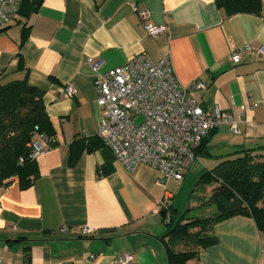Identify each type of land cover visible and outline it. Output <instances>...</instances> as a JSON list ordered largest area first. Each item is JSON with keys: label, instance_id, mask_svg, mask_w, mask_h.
Returning <instances> with one entry per match:
<instances>
[{"label": "crops", "instance_id": "obj_1", "mask_svg": "<svg viewBox=\"0 0 264 264\" xmlns=\"http://www.w3.org/2000/svg\"><path fill=\"white\" fill-rule=\"evenodd\" d=\"M261 14L227 15L215 0H40L28 15L0 26V82L24 79L43 92L54 146L44 142L35 160L38 176L0 189V260L5 264H167L161 215L153 209L180 186H163L155 169H126L97 138L102 111L93 85L106 71L146 53L167 57L178 82L199 80L194 96L209 112L228 111L238 133L222 124L198 147L195 163L210 169L236 149H264V57L237 47H264ZM163 25L147 35L137 11ZM22 66H19L20 60ZM66 82L75 87L65 95ZM86 146H82V144ZM264 151V150H262ZM65 226L66 231H60ZM95 233L81 236L78 228ZM216 243L190 264H264V232L246 215L213 226ZM93 255L92 258L90 256Z\"/></svg>", "mask_w": 264, "mask_h": 264}, {"label": "built area", "instance_id": "obj_2", "mask_svg": "<svg viewBox=\"0 0 264 264\" xmlns=\"http://www.w3.org/2000/svg\"><path fill=\"white\" fill-rule=\"evenodd\" d=\"M22 1L0 0V26L9 25L17 17ZM137 14L147 35L156 37L164 30L163 25L150 22L147 9H139ZM242 49L264 57V47L243 46L231 52L230 61H239ZM89 62L97 71L93 85L102 111L97 138L128 170L145 164L156 170L163 186L172 181L178 187L198 158L196 148L210 131L227 124L232 133L239 132L237 120L230 112L219 108L209 112L201 107L194 93L204 87L203 83L195 80L181 85L167 57L153 60L142 52L103 72L97 70L96 62ZM63 91L72 97L75 87L66 82ZM44 142L47 139L37 135L29 156L36 158L43 151ZM171 204V196L165 195L152 212L163 211L167 220ZM66 229L60 227L62 232ZM78 232L81 236L95 233L88 226L79 227ZM115 260L125 264L132 260V255L120 253ZM0 264L5 263L0 260Z\"/></svg>", "mask_w": 264, "mask_h": 264}, {"label": "trees", "instance_id": "obj_3", "mask_svg": "<svg viewBox=\"0 0 264 264\" xmlns=\"http://www.w3.org/2000/svg\"><path fill=\"white\" fill-rule=\"evenodd\" d=\"M39 2L40 0H23L18 14L28 15L36 9ZM215 4L227 15H260L262 8L261 0H215ZM19 61V66H22L21 59ZM42 94L40 88L28 84L25 78L0 82L1 187L14 178L18 180L20 187H26L38 176L36 160L29 156L31 144L37 135H43L47 143L54 146L53 130L45 113ZM83 146L86 145L83 143L80 147ZM198 147L195 150L197 157ZM262 150V147L236 149L220 157L199 176L196 186H210L208 196L199 201V205H214L215 210L211 214L195 216L190 214L189 209L178 214L173 203L169 207V219H165L163 211L159 212L163 223L161 240L167 264H189L190 260H197L203 249L217 241L213 226L233 215L249 216L256 229L264 232Z\"/></svg>", "mask_w": 264, "mask_h": 264}, {"label": "rangeland", "instance_id": "obj_4", "mask_svg": "<svg viewBox=\"0 0 264 264\" xmlns=\"http://www.w3.org/2000/svg\"><path fill=\"white\" fill-rule=\"evenodd\" d=\"M138 120H140V118ZM205 164L206 166H209L208 162H205ZM205 164L203 163V166H201L200 164L195 163L193 168L192 166L190 167L186 179L183 181L174 198V207L177 209L178 214H182V212L189 209V212L192 215L205 216L211 214L215 210L214 205L209 207H202L199 205V201L205 199L210 190L209 185L198 184L196 186V181L199 176L207 170ZM193 261L195 260H190L189 262L192 263Z\"/></svg>", "mask_w": 264, "mask_h": 264}, {"label": "water", "instance_id": "obj_5", "mask_svg": "<svg viewBox=\"0 0 264 264\" xmlns=\"http://www.w3.org/2000/svg\"><path fill=\"white\" fill-rule=\"evenodd\" d=\"M162 214V213H161Z\"/></svg>", "mask_w": 264, "mask_h": 264}]
</instances>
